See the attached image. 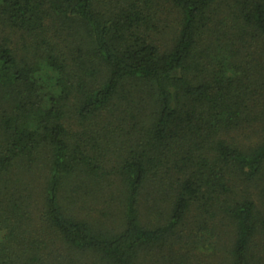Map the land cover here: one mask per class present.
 I'll return each instance as SVG.
<instances>
[{
  "label": "trees",
  "instance_id": "trees-1",
  "mask_svg": "<svg viewBox=\"0 0 264 264\" xmlns=\"http://www.w3.org/2000/svg\"><path fill=\"white\" fill-rule=\"evenodd\" d=\"M0 233V264H264V0H0Z\"/></svg>",
  "mask_w": 264,
  "mask_h": 264
},
{
  "label": "rangeland",
  "instance_id": "rangeland-1",
  "mask_svg": "<svg viewBox=\"0 0 264 264\" xmlns=\"http://www.w3.org/2000/svg\"><path fill=\"white\" fill-rule=\"evenodd\" d=\"M130 89H131V90H133V89L136 90V89H139V88H137L136 85H133V84H132V86L130 87ZM72 124H73V128H74L73 130H74V131H77V130L80 128V127H79L80 125L78 124V122H76V120H75V121L73 120V123H72ZM113 222H114V221H113ZM2 235H3V234L0 233V241H1V239H2ZM205 245H207V244H204V245H203V244H200V245L198 246V248H199L198 251H200V252H206L207 250L203 249V248H206ZM207 246H208V245H207ZM206 253H207V252H206Z\"/></svg>",
  "mask_w": 264,
  "mask_h": 264
}]
</instances>
